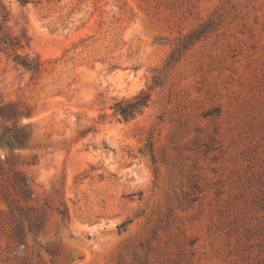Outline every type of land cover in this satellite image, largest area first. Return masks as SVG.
<instances>
[{
  "label": "rangeland",
  "instance_id": "374dc122",
  "mask_svg": "<svg viewBox=\"0 0 264 264\" xmlns=\"http://www.w3.org/2000/svg\"><path fill=\"white\" fill-rule=\"evenodd\" d=\"M6 2L45 69L0 51V264H264V0Z\"/></svg>",
  "mask_w": 264,
  "mask_h": 264
},
{
  "label": "trees",
  "instance_id": "16d2710c",
  "mask_svg": "<svg viewBox=\"0 0 264 264\" xmlns=\"http://www.w3.org/2000/svg\"><path fill=\"white\" fill-rule=\"evenodd\" d=\"M22 5L27 3V0H20ZM15 17L7 4L6 0H0V51L4 52L12 62L18 67L29 71L32 78L41 76L44 72V61L40 55L31 51V37L28 33L27 21L22 24L18 29H15L12 25ZM17 25L19 22H16ZM203 35V32L190 33L186 36V42L183 44L182 49H186L188 46L199 40ZM180 50L175 49L168 62L172 63L176 61L179 56L177 52ZM160 83L159 78L154 76L152 83L147 88L141 89L137 94L132 97L122 98L115 101L112 105L114 114L120 119L129 121L142 114L146 107L149 106L152 100V91ZM3 107L2 99H0V110ZM30 124L10 125L8 123L0 126V144L8 143L11 146H25L29 141L32 130ZM22 193L26 196L30 193L29 181L23 180ZM59 213L63 220H69L70 214L68 207L60 208ZM18 235L21 236L20 232Z\"/></svg>",
  "mask_w": 264,
  "mask_h": 264
}]
</instances>
